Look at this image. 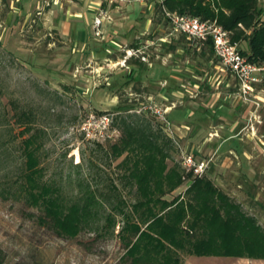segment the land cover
Here are the masks:
<instances>
[{
  "label": "rangeland",
  "instance_id": "rangeland-1",
  "mask_svg": "<svg viewBox=\"0 0 264 264\" xmlns=\"http://www.w3.org/2000/svg\"><path fill=\"white\" fill-rule=\"evenodd\" d=\"M104 1L111 7L116 6V11L122 7L142 5L143 19H150L154 29L157 27L158 30L147 31L141 37L139 46H142L141 51L146 56L144 63H154L153 68L142 72L143 82H132L128 86L125 84L126 78L120 76L118 81L115 80L118 84L111 92L104 88L110 76L106 63L100 64L105 67L101 70H95L93 64L87 66L84 60V64L75 63L76 49L80 52L81 44L72 50L69 42L61 41L52 29V19L46 20L48 25H39L38 17L34 14L15 22L10 14L11 7L14 8L10 0H4L5 3L0 6V124L17 136V140L8 147L10 173L14 175L16 165L20 163L17 161L21 140L18 133L23 129L15 124V116L23 109L29 110L35 117L31 133L38 134L42 146L39 153L40 165L44 169L42 180L58 186L65 199L80 197L87 187L92 191L99 189L101 192L96 191L95 195L100 199L99 193L108 191L110 182H114L123 199L129 201L134 198L133 191L124 189L118 180L120 171L116 167L121 159L114 161L107 155L108 147L115 143L120 134L114 135L111 141L96 143L100 145L98 147L84 139L79 129L80 123L88 113L109 114L113 118L115 106L125 103L134 105L133 112L136 113H148L149 106L164 109L163 105L171 101L164 96L166 84L162 85L163 81H150L155 79L156 63L167 67L173 58L162 55L168 50L162 46L167 42L158 39L174 41L175 44L170 42V45L181 51L174 57L181 71L186 63L198 60L193 50L189 54L184 53L181 49L184 41L180 40V35L172 32L168 24L159 20L153 1L142 4ZM258 2L264 9V0ZM107 15L109 22L114 20L113 14ZM101 26L102 40H86V54L96 51L100 59H104L106 50L116 48L110 44L113 31L109 33L106 30V22ZM100 36L101 33L95 38ZM131 47L130 44L126 48L121 47V53L126 56V51ZM239 48L243 50V45L239 44ZM124 61L117 66L118 69H125ZM77 64L82 69L76 70ZM193 91L187 90V94H184L187 99L182 100L190 103V107H196L191 105V101L202 103L204 99ZM252 96L250 100L257 105L248 98L243 100L255 107L254 114H249L246 119L240 116L241 113L229 117L230 122L236 121L231 135L235 134V139H239L238 144L229 140L224 146H219L217 141L226 131L220 129L224 122L207 120L206 127L200 133L201 141L196 138L192 145H201L210 136L201 154L203 160L209 161L207 177L232 201L241 205L245 213L256 218L264 229V84L255 87ZM0 129L2 131L4 127ZM216 131L219 137L213 138ZM187 144L181 147L197 158L192 150L194 146L188 149ZM238 150L241 151L239 155L236 154ZM171 156L172 162L180 165L179 151ZM184 189L180 187L168 199L182 194ZM42 217L39 210L29 206L19 195L0 197V264H127L121 259L124 245L117 236L121 227L118 216L112 236L92 226L81 231L74 239L58 237L41 220ZM103 223L104 220L100 222ZM194 258L200 264H264V261L247 259ZM191 261L190 256H182V264H192Z\"/></svg>",
  "mask_w": 264,
  "mask_h": 264
},
{
  "label": "trees",
  "instance_id": "trees-1",
  "mask_svg": "<svg viewBox=\"0 0 264 264\" xmlns=\"http://www.w3.org/2000/svg\"><path fill=\"white\" fill-rule=\"evenodd\" d=\"M162 1L155 8L159 20L168 24L164 8L169 13L215 21L231 33L233 43L243 45L239 50L250 62H264V9L258 0ZM4 3L1 0L0 6ZM175 34L185 43L181 48L184 53L193 50L194 56L202 59L207 54L206 60L213 56L210 40L200 45ZM165 44L162 46L167 51L176 50L174 45ZM141 48L137 43L131 47ZM132 61L139 62V72L131 71L126 81L137 83L136 77L147 67L139 58L127 59L128 63ZM166 89L171 90L168 84ZM134 110V105L126 103L115 106L112 124L120 135L107 151L112 160L121 159L116 167L120 171L118 180L124 189L133 191L132 200L123 199L114 182L109 183L108 191L99 193L100 199L95 195L100 190L92 191L90 187L80 197L65 199L58 186L43 181L39 155L42 146L38 134L31 133L35 117L24 109L15 116V124L23 129L18 133L20 163L14 175L9 169L8 147L17 136L0 124L5 129L0 131V197L21 196L42 213L41 220L58 237L67 239H74L92 226L112 236L118 216L121 227L117 236L124 245L121 259L127 264H182L183 255L264 261V229L256 218L245 213L205 175L194 179L185 175L171 160L178 149L163 123L149 111ZM165 118L172 124L167 114ZM180 187L185 188L183 193L168 199Z\"/></svg>",
  "mask_w": 264,
  "mask_h": 264
},
{
  "label": "crops",
  "instance_id": "crops-1",
  "mask_svg": "<svg viewBox=\"0 0 264 264\" xmlns=\"http://www.w3.org/2000/svg\"><path fill=\"white\" fill-rule=\"evenodd\" d=\"M10 2L14 6V8L11 7L12 12H10V14L11 17H14L15 22L21 17L27 19L35 14L38 17L37 23H39V25L40 23L48 25L46 20L50 18L53 20L52 29L57 32L55 34L61 41L69 42L71 49H76L78 45L81 44L80 52L76 49L75 63H83L84 60V63L88 64H86L87 66L93 64L95 70L104 69L105 67H102L100 64L102 62L106 63V68L109 70L107 72L110 76L104 88H107L110 92L113 91L118 84L115 80L118 81L120 76L127 80L131 71H138L136 64L139 62L132 61V63H128L123 53H121V47L126 48L129 44L132 45L134 43L140 44L143 34L154 29L150 19H143L144 12L142 5L122 7L121 10L116 11V6L111 7L104 0H63L60 3H53L51 0H10ZM101 11L106 14L111 13L114 16V20L112 19L111 22L107 20L102 21V23L106 22V30L109 33L113 31L112 36H110V39H112L110 40V44L116 48V50H106L104 59H100L96 51L86 54L87 48L85 42L86 40H93L96 42L102 40V30H100L102 26L98 29L101 33V38L98 39L95 38L94 27V20ZM108 26L109 29L111 26L110 30ZM154 31H158L157 27ZM158 40L167 42V44H170V42L171 44H175L172 40ZM177 52L180 53L181 51L176 49L175 51L170 50L162 53L164 57L173 58V60H171V63L167 67L156 63L158 65L157 70L154 67L156 70L155 79L150 81L155 83L163 81L162 85L166 84V88L167 84L170 86L171 90L168 91L166 89L164 91V96L171 101L163 106L167 109V115L172 122L174 138L183 146H185V143H188L187 148L189 149V147L194 146L192 142H194L196 138H200L201 141L200 133L204 127H206V121L214 122L217 120L219 122H224L220 129L226 130L225 135L222 136L221 139H214L218 140L217 144L222 147L225 145V142L229 140H234L237 142L236 144H238L239 139H235V134L231 135L236 121H233L234 123L232 121L230 122L229 117L233 115L238 116V114L241 113L240 116L246 119V116L249 114H254L255 107L252 105L254 101L250 100L251 97H253V93L243 98L235 79L221 69L218 61H216L213 56L206 60L207 54L203 59L197 56V61L186 63L187 65H184L183 71H181L182 69L180 70L174 61V57L178 54ZM120 59H122V61L123 59L125 60V65L123 67L125 68L124 70H126L125 72L123 69L120 70L117 68V66H121L122 61L119 63ZM190 63L193 64L191 65ZM146 64V69L148 70L154 66L152 62ZM66 65H68V67L70 66L68 62ZM77 66L76 70L82 69L80 64H77ZM143 66L144 65H142V67ZM138 72H136V74ZM142 72L136 77V80H138L137 82H143L141 78ZM115 77L117 79H114ZM132 82L127 83L130 85ZM187 90L192 92L195 90L198 96L204 97L202 103L191 101V105H196V107H190V103H187V105L186 102L182 101L186 98L184 94H187ZM247 98L252 104L250 102L246 103L243 100ZM208 126L207 124V127ZM218 134V131H216L213 138H218ZM209 138L203 140L201 145L194 146L196 148L192 147L197 159H202L201 154L207 146V142L210 141ZM236 154H241V151L238 150ZM209 170L210 167L205 173L206 177L209 175ZM190 258L192 259V264H200L196 261L197 259H195L194 256H190Z\"/></svg>",
  "mask_w": 264,
  "mask_h": 264
},
{
  "label": "built area",
  "instance_id": "built-area-1",
  "mask_svg": "<svg viewBox=\"0 0 264 264\" xmlns=\"http://www.w3.org/2000/svg\"><path fill=\"white\" fill-rule=\"evenodd\" d=\"M53 3H60L63 0H51ZM110 3H131L138 2L140 4L146 1H153L156 4L162 5V0H108ZM163 14L168 21L169 27L173 33H180L186 36L190 41L204 45L207 41H211V48L214 58L218 61L221 69L231 75L239 87L240 94L246 98L254 92L255 85L264 81V62L256 64L250 62L243 56L239 50L237 43L231 40V33L218 25L215 21H202L196 17L177 15L169 13L162 8ZM109 17L105 12H100L94 21L96 29L95 35L99 36V27L103 20H108ZM139 58L142 62H146V56L141 51L128 50L126 51V59ZM257 105V103L254 102ZM158 121L164 125L165 132L174 141L176 148L180 153V166L185 175L190 177L201 178L205 175L209 168L208 160H198L192 153L186 152L181 144L174 139L172 124H170L165 115L167 109L156 108L149 106L147 109ZM113 119L109 114L96 115L88 113L80 123L79 129L84 139L89 142L99 143L102 141H111L113 136L119 132L113 127ZM186 182V186L189 185Z\"/></svg>",
  "mask_w": 264,
  "mask_h": 264
}]
</instances>
